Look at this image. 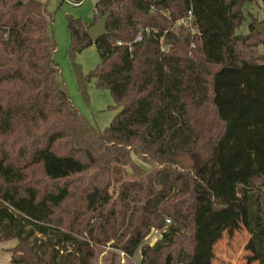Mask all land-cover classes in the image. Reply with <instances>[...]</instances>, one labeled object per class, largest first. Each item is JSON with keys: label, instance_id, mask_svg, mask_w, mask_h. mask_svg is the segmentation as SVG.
<instances>
[{"label": "trees", "instance_id": "16d2710c", "mask_svg": "<svg viewBox=\"0 0 264 264\" xmlns=\"http://www.w3.org/2000/svg\"><path fill=\"white\" fill-rule=\"evenodd\" d=\"M250 1L97 0L91 24L108 12L109 34L95 43L68 18L70 56L91 45L100 56L78 72L80 88L94 81L118 109L100 131L68 95L46 4L0 0V238L16 241L11 264H92L107 244L139 248L141 264H214L215 244L240 224L249 261L264 264V55L240 51L264 46V32H236ZM152 7L191 10L192 52L189 34L160 27L134 42Z\"/></svg>", "mask_w": 264, "mask_h": 264}, {"label": "rangeland", "instance_id": "374dc122", "mask_svg": "<svg viewBox=\"0 0 264 264\" xmlns=\"http://www.w3.org/2000/svg\"><path fill=\"white\" fill-rule=\"evenodd\" d=\"M39 1L46 4V9L53 18L51 29L56 42L55 61L60 67L68 95L77 110L91 124L100 131H103L118 111L117 108L112 107L114 105L113 98L108 90L97 88L94 81L85 83L80 88L77 79L78 72H81L82 76H86L99 64L100 56L98 50L95 45H91L76 53L73 57L69 54L70 34L68 18H80L86 26H89L94 20L93 6L97 0H83L80 4H75L73 0ZM241 10L245 19L236 32L239 36L243 37L250 32L249 23H252L254 26L264 23V0L246 2ZM170 12L174 13L175 19L172 20ZM177 20L179 21L177 22ZM145 23L154 24L156 28H164L166 31H173L176 34H179V32L189 34L191 43L188 50L192 52L196 46V28L192 24L180 22L178 11L174 8L165 11L164 9L154 7L146 18L140 22V24ZM169 46V44L163 43L164 49L167 50ZM240 51L244 57L258 59L264 55V46H252L250 44V46L241 47ZM135 159L137 162V158ZM145 167L148 171L151 170L149 166ZM126 170L132 173L130 167H127ZM35 174L37 175L36 172ZM170 224L171 221L169 223L165 221V225L160 228V231H166ZM249 237L250 234L242 224L231 235L225 230L222 238L214 246L216 254L214 264H257L256 261H249L252 253L245 247ZM160 238V235L156 237L148 236L143 239L142 244L154 246ZM15 243L14 239L6 241L0 238V264H11L10 248ZM167 251L166 249L161 254L160 262L165 260ZM92 264H140V249L138 248L132 256H128L109 244L100 246L95 250Z\"/></svg>", "mask_w": 264, "mask_h": 264}, {"label": "water", "instance_id": "95a60500", "mask_svg": "<svg viewBox=\"0 0 264 264\" xmlns=\"http://www.w3.org/2000/svg\"><path fill=\"white\" fill-rule=\"evenodd\" d=\"M163 0H156V3H161ZM109 13L102 15L96 23L90 24L87 27V34L91 38L92 42L95 43L100 37L108 35L107 30V18ZM255 29L258 33L264 32V23L255 25Z\"/></svg>", "mask_w": 264, "mask_h": 264}, {"label": "built area", "instance_id": "2783aa9c", "mask_svg": "<svg viewBox=\"0 0 264 264\" xmlns=\"http://www.w3.org/2000/svg\"><path fill=\"white\" fill-rule=\"evenodd\" d=\"M154 7L151 8V10L153 9ZM179 20H177L178 22ZM180 22H183V23H189V24H193V15H192V12L191 10H188L183 16L180 17ZM195 27V26H194ZM196 28V27H195ZM197 30V29H196ZM158 30L157 28L155 27L154 24H140L139 27H138V31L134 37V42H137V41H140L143 39L144 35L145 34H148V33H156ZM162 41V40H161ZM168 223L170 222L169 219L166 220ZM160 230L157 229V228H153L151 230V232L146 236H153V237H156L158 235H160ZM141 264V263H140Z\"/></svg>", "mask_w": 264, "mask_h": 264}]
</instances>
